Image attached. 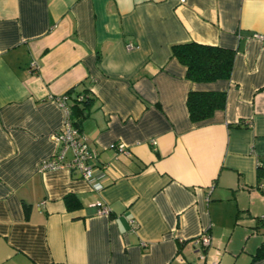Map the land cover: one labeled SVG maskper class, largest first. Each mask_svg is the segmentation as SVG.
<instances>
[{
  "label": "crops",
  "instance_id": "0c3cea01",
  "mask_svg": "<svg viewBox=\"0 0 264 264\" xmlns=\"http://www.w3.org/2000/svg\"><path fill=\"white\" fill-rule=\"evenodd\" d=\"M186 42L235 50L229 81L187 80L170 51ZM82 82L89 181L39 171L56 98ZM189 91H225V109L194 125ZM263 158L264 0H0V264H205L202 233L208 259L264 264Z\"/></svg>",
  "mask_w": 264,
  "mask_h": 264
},
{
  "label": "trees",
  "instance_id": "16d2710c",
  "mask_svg": "<svg viewBox=\"0 0 264 264\" xmlns=\"http://www.w3.org/2000/svg\"><path fill=\"white\" fill-rule=\"evenodd\" d=\"M171 58L176 59L185 67V77L195 83H211L229 81L236 51L218 46L186 42L171 46ZM82 82L70 88L63 96L64 106L68 112L69 125L80 132L82 122L89 117L96 99L88 87ZM84 85V88H80ZM62 97V96H61ZM226 106V92L189 91L186 97L188 118L194 125L209 121L215 112L222 111ZM241 123L235 125L240 128ZM261 167V168H260ZM258 169H264L258 166ZM259 181L261 178L259 177ZM68 210L81 206L76 196L70 194L64 199ZM261 223L264 222L259 219ZM264 256V250L259 248L253 259Z\"/></svg>",
  "mask_w": 264,
  "mask_h": 264
},
{
  "label": "built area",
  "instance_id": "2783aa9c",
  "mask_svg": "<svg viewBox=\"0 0 264 264\" xmlns=\"http://www.w3.org/2000/svg\"><path fill=\"white\" fill-rule=\"evenodd\" d=\"M181 2H184V0H181ZM253 37L260 40L263 39L262 36L256 34H254ZM127 48H131V45H127ZM32 67L37 68V65L33 64ZM65 99L63 95L62 97L56 98L66 112L64 125L60 133L56 136L59 144V151L51 158L43 161L39 167V171L47 172L67 169L70 172L78 173L80 178L89 181L93 178L94 167L92 162L98 158V151L94 147L88 145L82 138L81 133L69 125L67 121L68 112L64 106ZM110 148L119 153L129 155L128 150L122 143L111 144ZM68 150L71 151L72 158L70 161L65 162L64 159ZM258 166H264V158L263 161L258 163ZM95 206L98 208L99 214H109V209L104 207L100 202L95 203ZM261 220L264 222V216L261 217ZM210 240V236L207 233H202L193 240V243L198 247L199 258L202 262L205 264H218V259L216 257L208 259L205 254V250L210 247Z\"/></svg>",
  "mask_w": 264,
  "mask_h": 264
}]
</instances>
